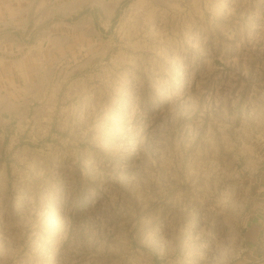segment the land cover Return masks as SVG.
I'll return each mask as SVG.
<instances>
[{"label":"rangeland","instance_id":"obj_1","mask_svg":"<svg viewBox=\"0 0 264 264\" xmlns=\"http://www.w3.org/2000/svg\"><path fill=\"white\" fill-rule=\"evenodd\" d=\"M7 6L60 88L8 159L0 264H264V0Z\"/></svg>","mask_w":264,"mask_h":264},{"label":"crops","instance_id":"obj_2","mask_svg":"<svg viewBox=\"0 0 264 264\" xmlns=\"http://www.w3.org/2000/svg\"><path fill=\"white\" fill-rule=\"evenodd\" d=\"M5 14L7 20L0 19V30L7 31L0 36V188L3 189L7 184L5 173L10 168L8 159L29 152L32 143L47 139L60 88L53 65L55 59L49 65L42 61L43 55L37 48L17 43L13 32L23 27L18 26L20 16L10 6L5 12L0 10V18ZM36 44L37 41L32 46ZM47 55L50 59L52 53Z\"/></svg>","mask_w":264,"mask_h":264}]
</instances>
